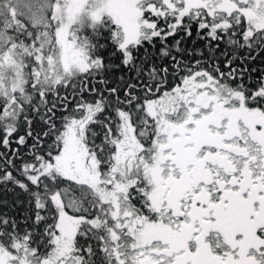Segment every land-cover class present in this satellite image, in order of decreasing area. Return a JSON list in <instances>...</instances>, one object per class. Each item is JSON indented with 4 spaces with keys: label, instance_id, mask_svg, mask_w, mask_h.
<instances>
[{
    "label": "snow or ice",
    "instance_id": "1",
    "mask_svg": "<svg viewBox=\"0 0 264 264\" xmlns=\"http://www.w3.org/2000/svg\"><path fill=\"white\" fill-rule=\"evenodd\" d=\"M0 264H264V0H0Z\"/></svg>",
    "mask_w": 264,
    "mask_h": 264
}]
</instances>
